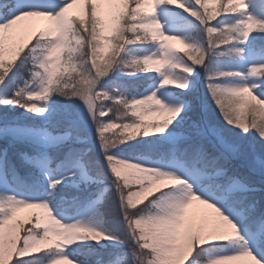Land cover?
I'll list each match as a JSON object with an SVG mask.
<instances>
[{
    "label": "snow or ice",
    "instance_id": "snow-or-ice-1",
    "mask_svg": "<svg viewBox=\"0 0 264 264\" xmlns=\"http://www.w3.org/2000/svg\"><path fill=\"white\" fill-rule=\"evenodd\" d=\"M0 264H264V0H0Z\"/></svg>",
    "mask_w": 264,
    "mask_h": 264
},
{
    "label": "rangeland",
    "instance_id": "rangeland-1",
    "mask_svg": "<svg viewBox=\"0 0 264 264\" xmlns=\"http://www.w3.org/2000/svg\"><path fill=\"white\" fill-rule=\"evenodd\" d=\"M177 46H178V47H181V46H180V45H178V44H177ZM21 214H23V212H22Z\"/></svg>",
    "mask_w": 264,
    "mask_h": 264
}]
</instances>
